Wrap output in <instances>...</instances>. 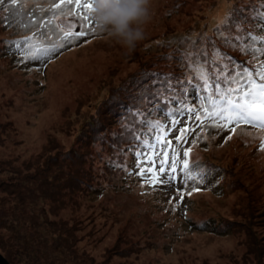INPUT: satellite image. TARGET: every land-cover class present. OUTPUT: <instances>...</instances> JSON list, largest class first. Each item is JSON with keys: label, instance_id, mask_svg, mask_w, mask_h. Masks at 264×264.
Returning <instances> with one entry per match:
<instances>
[{"label": "trees", "instance_id": "trees-1", "mask_svg": "<svg viewBox=\"0 0 264 264\" xmlns=\"http://www.w3.org/2000/svg\"><path fill=\"white\" fill-rule=\"evenodd\" d=\"M157 1L151 0V5ZM179 1L177 7L181 5ZM56 5L63 4L61 0H4L0 4V58L15 61L12 64L20 70L24 69L21 65L35 67V63L43 62L44 71L68 50L91 45L105 35L87 33L83 37L74 36V42L71 36L61 32L65 47L48 41L56 30L52 24L68 15L69 10L74 15L77 12L66 4L63 9ZM230 11L224 25L210 33L200 50L197 46L192 52L182 50L188 41L180 45L173 42L174 45L166 40V33V38L158 45L122 54L123 59L133 61L136 66L119 77L115 82L118 85L113 82L116 71L109 73L103 82L106 95L85 121L87 126L82 132L85 147L79 144L83 148L81 155L86 154L85 159L74 161L76 166L70 178L64 179L67 183H60L57 178L59 165L68 161L65 151L56 154V158L37 157L33 162H21L13 149L7 158L0 157V171L6 173V178L0 179V252L10 264H97L75 233L72 217H64L55 210L60 196L71 193L75 196L69 194L68 200L75 202L79 197L76 189L87 194L95 190L130 191L127 194L136 198L139 206L148 201V207L157 206L151 201L152 187L165 182L166 178L170 180L164 176L165 171L175 175L173 168L176 170L180 161L183 182L180 189H176V196L170 197L171 208L175 210L161 206V212L170 209L188 214L197 197L213 192L208 185L219 189L218 195L225 194L222 168L207 152L206 144L215 147L219 142L212 139L217 135L219 124L229 123L219 115L221 109L227 107L225 101L231 98L240 102L241 99L240 92L228 93L226 81H231L233 88L237 80L244 88L248 86V79L264 83L258 75L264 68V16L258 14L264 13V0H233ZM88 15L85 23L98 30L95 22H91L92 13ZM173 33L177 32L171 31V35ZM218 33L223 37L217 39ZM225 39L230 42L226 43ZM247 72H251V77L243 75ZM238 74L242 75L238 77ZM217 81L219 90L215 87ZM144 85L149 87L146 95L142 94ZM229 125H233L231 129L235 128V132L224 133L222 142L235 139L240 129L253 130L256 140L250 150L252 162L254 165L264 162V128L255 121L237 124L234 116ZM181 128L188 130L181 139H176ZM0 145L6 146L3 142ZM168 157L173 160L170 164ZM185 161L188 168L183 166ZM82 163H87L86 167ZM161 167L164 171H160ZM253 167L258 170L257 166ZM161 214L159 219L163 221ZM209 222L210 219L195 223L206 227ZM35 246L33 254L31 250ZM39 253L41 259L37 258Z\"/></svg>", "mask_w": 264, "mask_h": 264}, {"label": "rangeland", "instance_id": "rangeland-1", "mask_svg": "<svg viewBox=\"0 0 264 264\" xmlns=\"http://www.w3.org/2000/svg\"><path fill=\"white\" fill-rule=\"evenodd\" d=\"M178 1L152 3V18L144 26L145 39L131 53L158 45L166 33V40L172 43L188 41L182 50L192 52L194 46L199 49L211 32L224 25L233 6V0H180L177 7ZM66 13L52 24L56 30L48 41L53 44L65 47L61 34L68 25L73 32H100L89 23L81 28L73 19L75 15L70 10ZM91 22H95L93 17ZM171 31L177 33L171 35ZM222 37L223 34L216 35L217 39ZM75 38L73 35L70 40L75 42ZM127 50L105 34L91 45L68 50L47 71H43V62L35 63V67L21 65L22 71L12 64L15 61L0 58V142L6 144L0 145V157L7 158L14 150L21 162H33L37 157L56 158V154L65 151L68 161L59 165L57 178L60 183H67L64 179L70 178L76 166L74 161L85 159L79 144L83 145L85 121L106 95L103 82L116 71L115 83L136 66L122 58ZM219 125L220 137L215 134L212 139L219 143L215 147L206 141L205 144L209 148L206 151L222 168L225 194L218 195L219 189L208 185L213 192L197 197L188 214L170 210H175L170 197L176 196V189L183 182L180 161L175 175L165 171L164 176L170 180L166 178L152 187L151 201L157 206L148 207L149 201L139 206L138 200L128 195L130 191L95 190L87 194L76 189L79 197L71 203L68 198L75 195L60 196L55 210L64 217H72L75 233L97 264H264V162L254 165L250 151L256 132L240 129L235 139L225 143L223 134H230L233 125ZM168 162H173L172 157H168ZM82 164L86 167L87 163ZM5 178L4 170L0 171V179ZM161 206H169V212H161ZM160 213L163 221L159 219ZM208 219L206 227L195 223ZM35 249L36 246L31 250L33 254ZM37 258H42L40 253Z\"/></svg>", "mask_w": 264, "mask_h": 264}, {"label": "snow or ice", "instance_id": "snow-or-ice-1", "mask_svg": "<svg viewBox=\"0 0 264 264\" xmlns=\"http://www.w3.org/2000/svg\"><path fill=\"white\" fill-rule=\"evenodd\" d=\"M4 0H0V4H2ZM14 2V0H13ZM61 4H66L67 6L74 7L77 12L76 15L73 17L76 22H78L81 26V28H84L85 22L89 20V13L93 12V0H85L84 3H81V0H75V4L73 5V0H61ZM57 8L60 7V5H56ZM83 9V12L79 11ZM261 16H264V13H258ZM80 17L79 20L76 18ZM220 32V29L217 30ZM65 36H75V37H83L87 35L86 31L79 30V31H72V26L68 25L65 28L64 31ZM225 42L228 43L230 40L225 39ZM16 47L19 48V45L17 44ZM242 74H238V77ZM246 77H251V72H247L243 74ZM260 76V79L264 81V68H262L261 72L258 73ZM226 83L229 84L228 88V93L231 94L232 92H240L241 99L240 102H237L234 99L228 98L225 103L227 107L221 109L219 112V115L229 121V123L232 122L233 116L235 117V121L237 124L239 122L244 121V122H252L255 121L261 125L262 128H264V83H256L255 81L248 79V86L246 88L242 87L239 84V80H237L236 84L237 86L235 88L231 87V81H226ZM216 89L219 90L220 88V82L217 81L215 85ZM149 91L148 85L143 86V93L142 94H147ZM187 111H195V109H187ZM207 112V109H205ZM228 113L227 116H225V113ZM211 115H216V113H211ZM197 120H200L199 116H196ZM188 129L181 128L178 129L180 132L179 137H175L176 139H181L185 132ZM233 133L235 132V128L231 130ZM166 144H170V141H165ZM184 155H187V152L184 153ZM184 168H188V162H184ZM160 171H164V169L161 167ZM173 171L175 169L173 168ZM143 174V173H139ZM194 180L193 177H189ZM198 190V189H197Z\"/></svg>", "mask_w": 264, "mask_h": 264}, {"label": "clouds", "instance_id": "clouds-1", "mask_svg": "<svg viewBox=\"0 0 264 264\" xmlns=\"http://www.w3.org/2000/svg\"><path fill=\"white\" fill-rule=\"evenodd\" d=\"M92 16L98 31L131 51L145 39L151 0H93Z\"/></svg>", "mask_w": 264, "mask_h": 264}, {"label": "water", "instance_id": "water-1", "mask_svg": "<svg viewBox=\"0 0 264 264\" xmlns=\"http://www.w3.org/2000/svg\"><path fill=\"white\" fill-rule=\"evenodd\" d=\"M0 264H10L9 261L0 253Z\"/></svg>", "mask_w": 264, "mask_h": 264}]
</instances>
